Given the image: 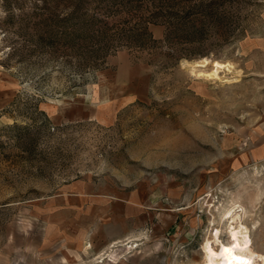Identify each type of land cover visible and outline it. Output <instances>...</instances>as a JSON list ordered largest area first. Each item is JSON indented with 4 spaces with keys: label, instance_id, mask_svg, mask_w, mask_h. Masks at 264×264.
I'll list each match as a JSON object with an SVG mask.
<instances>
[{
    "label": "rangeland",
    "instance_id": "obj_1",
    "mask_svg": "<svg viewBox=\"0 0 264 264\" xmlns=\"http://www.w3.org/2000/svg\"><path fill=\"white\" fill-rule=\"evenodd\" d=\"M234 246L264 264V0H0V264Z\"/></svg>",
    "mask_w": 264,
    "mask_h": 264
},
{
    "label": "bare ground",
    "instance_id": "obj_2",
    "mask_svg": "<svg viewBox=\"0 0 264 264\" xmlns=\"http://www.w3.org/2000/svg\"><path fill=\"white\" fill-rule=\"evenodd\" d=\"M207 64H208V59H204L198 65L207 66ZM213 75H215V73H213ZM232 234L236 237H240V235H242V231L241 229L239 230L238 227H233ZM250 253H251L250 249H245L244 247H241V246H234L231 250H225L223 261L225 264H244L242 259ZM208 257H209L208 264H219V255L217 253L210 251L208 253ZM259 257H262V256L259 255Z\"/></svg>",
    "mask_w": 264,
    "mask_h": 264
},
{
    "label": "trees",
    "instance_id": "obj_3",
    "mask_svg": "<svg viewBox=\"0 0 264 264\" xmlns=\"http://www.w3.org/2000/svg\"><path fill=\"white\" fill-rule=\"evenodd\" d=\"M170 13H171V22L168 24L169 25L168 27H170V29L175 30V28L182 25L183 21L194 22L196 20V18L192 17V15H191L192 12H191V14H190V11L185 12V10L183 8H180L179 6H173V9ZM184 15L186 16V18H184ZM149 36L152 37L151 35H149ZM168 36L169 35H167L166 38ZM171 56H176L177 58L182 57V56L183 57H190V55H188V54H183V53L179 54V52H173L171 54Z\"/></svg>",
    "mask_w": 264,
    "mask_h": 264
}]
</instances>
